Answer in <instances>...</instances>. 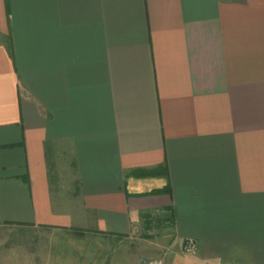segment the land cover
I'll return each instance as SVG.
<instances>
[{
  "label": "crops",
  "instance_id": "obj_1",
  "mask_svg": "<svg viewBox=\"0 0 264 264\" xmlns=\"http://www.w3.org/2000/svg\"><path fill=\"white\" fill-rule=\"evenodd\" d=\"M155 221L146 257L264 264V0H0V264Z\"/></svg>",
  "mask_w": 264,
  "mask_h": 264
},
{
  "label": "rangeland",
  "instance_id": "obj_2",
  "mask_svg": "<svg viewBox=\"0 0 264 264\" xmlns=\"http://www.w3.org/2000/svg\"><path fill=\"white\" fill-rule=\"evenodd\" d=\"M72 188V187H71ZM70 188V189H71ZM75 192H67L64 198L73 200L75 199ZM154 225H151L149 228L145 227L142 229L135 236L131 239L129 242V245L132 247L133 255L136 256L135 259L133 260V264H172V256L170 255L172 252L170 251V245L171 244H166V248H164L163 253L159 254L158 256L154 255L153 257L149 256L146 257L144 256L145 252H150L148 249L155 247L156 246V238L161 237L162 235H165V233H170V229L166 228V226L163 224V222H157ZM164 225V226H163ZM158 233V234H157ZM46 239L47 242H53V246L56 245L58 246L57 251L59 252H66L67 249L65 246L67 244L74 245L75 247H78V243H82L84 241V237L80 239H76L75 242L73 239H71L67 234H57V233H47L46 234ZM86 239V238H85ZM88 242L90 243H95L92 239H87ZM74 243V244H73ZM119 243L122 244L119 246ZM107 242L101 241V262L102 264H108L110 260L113 258L107 255L108 254V247H106ZM163 244V243H162ZM163 244V245H164ZM187 242L185 241L183 245L185 246ZM168 245V246H167ZM80 247V246H79ZM125 248V243L123 242H118L117 245V255L118 257L116 258V263L117 264H124V257L121 255L123 253V250ZM128 249V246H127ZM168 249V250H167ZM185 252H189L186 249H183Z\"/></svg>",
  "mask_w": 264,
  "mask_h": 264
},
{
  "label": "built area",
  "instance_id": "obj_3",
  "mask_svg": "<svg viewBox=\"0 0 264 264\" xmlns=\"http://www.w3.org/2000/svg\"><path fill=\"white\" fill-rule=\"evenodd\" d=\"M187 244L185 245V249L189 252H192L196 249V244L193 240H187Z\"/></svg>",
  "mask_w": 264,
  "mask_h": 264
}]
</instances>
